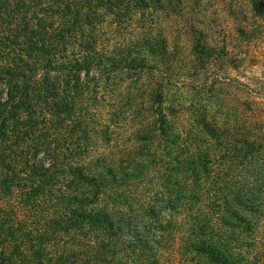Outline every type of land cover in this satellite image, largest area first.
<instances>
[{
	"label": "trees",
	"instance_id": "trees-1",
	"mask_svg": "<svg viewBox=\"0 0 264 264\" xmlns=\"http://www.w3.org/2000/svg\"><path fill=\"white\" fill-rule=\"evenodd\" d=\"M254 32L264 0H0V264H264Z\"/></svg>",
	"mask_w": 264,
	"mask_h": 264
},
{
	"label": "rangeland",
	"instance_id": "rangeland-1",
	"mask_svg": "<svg viewBox=\"0 0 264 264\" xmlns=\"http://www.w3.org/2000/svg\"><path fill=\"white\" fill-rule=\"evenodd\" d=\"M253 35L255 38L252 39L248 46L249 55L246 62L242 65V74L255 81L256 85H260L262 90H259V97L255 99V104L252 106V108H256L257 117L253 118L251 124L248 122H243V124L251 125L250 128L259 136L258 142L264 146V32H254ZM174 80L175 86L180 87L182 81L186 79H183L182 76L175 72ZM172 89L177 90L175 87ZM177 93L178 91L175 92V94ZM260 151H264V149H260ZM256 170L264 175V165L257 167ZM238 171L241 176H246L247 174L255 173V167H248L246 162H244L242 166L238 167Z\"/></svg>",
	"mask_w": 264,
	"mask_h": 264
}]
</instances>
